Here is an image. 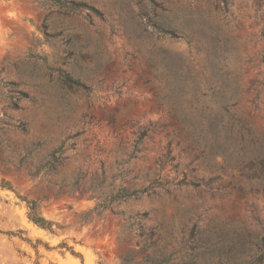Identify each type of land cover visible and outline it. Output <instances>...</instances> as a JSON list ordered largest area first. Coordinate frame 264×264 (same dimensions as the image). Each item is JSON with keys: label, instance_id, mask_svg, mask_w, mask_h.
<instances>
[{"label": "rangeland", "instance_id": "obj_1", "mask_svg": "<svg viewBox=\"0 0 264 264\" xmlns=\"http://www.w3.org/2000/svg\"><path fill=\"white\" fill-rule=\"evenodd\" d=\"M68 1L0 0V264H119L142 212L163 254L195 222L196 264H264V0Z\"/></svg>", "mask_w": 264, "mask_h": 264}, {"label": "trees", "instance_id": "obj_2", "mask_svg": "<svg viewBox=\"0 0 264 264\" xmlns=\"http://www.w3.org/2000/svg\"><path fill=\"white\" fill-rule=\"evenodd\" d=\"M67 5L69 6V9L76 8L80 5H85L83 2H76L74 0H69L67 2ZM65 81L70 84V85H81L78 81L71 79L68 76H65ZM236 121V120H235ZM241 123V122H240ZM242 129H245L246 132H241V138L248 136L249 141L247 142L248 144H255L256 141L254 138L250 137V131L249 128H247L246 124L241 123ZM142 138V134L137 137L134 143V147L140 143ZM53 160L56 159L55 155H52ZM48 165V166H46ZM54 162L50 161L47 162L46 164H43L40 166V168H37L36 172L34 175L37 174V172L40 171V169L44 170V172H49L54 170ZM46 166V167H45ZM252 169L254 170L252 176L255 178H258V184L256 186H253L251 189L252 191H264V158H259L258 160H254L252 163ZM113 190L110 189L109 194L104 196L102 200L97 202L94 206L93 209H98V210H104L107 208L108 204H105V201L107 200L108 197V202L114 200V199H119V200H126L129 198H137L140 196L141 193L144 192V190L136 189L134 187V184H130L128 186H122L119 185L117 188L116 193L112 192ZM96 197V196H94ZM27 206L29 208V218L36 224L50 229L51 222L44 219L39 213L36 212V202L27 200ZM120 213V212H118ZM137 215V214H136ZM147 213L142 212L134 220H129L127 218L128 223L124 226V231L127 229L132 228L134 224L138 225V227L141 229V232L138 234L140 237L141 245L138 247L137 253L136 254H131L130 252H124L119 256V264H171L175 258H178L182 264H196L197 260V254L196 251L203 248L204 250H207L216 243L218 240L212 241L210 240L209 237H205L202 234V230L197 227L196 223L194 222L191 227L188 228H181V238L183 245L180 247V249L176 251H172L170 253L163 254V246L161 248L158 247L157 241H154V233L153 232H148L147 234H143L142 228H143V223L142 221L146 218ZM123 232V231H122ZM144 235V236H143ZM120 238V236H118ZM147 248H154V250L150 254H144L141 255V259L137 260L136 255L138 253H141L143 250ZM188 248L190 250L189 254H184V256H181V252ZM69 249V248H68ZM73 253V252H72ZM178 255V257H176ZM187 256V259L185 257Z\"/></svg>", "mask_w": 264, "mask_h": 264}]
</instances>
